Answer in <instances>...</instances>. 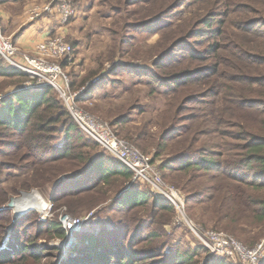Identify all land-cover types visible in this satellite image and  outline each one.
<instances>
[{
    "label": "trees",
    "instance_id": "trees-1",
    "mask_svg": "<svg viewBox=\"0 0 264 264\" xmlns=\"http://www.w3.org/2000/svg\"><path fill=\"white\" fill-rule=\"evenodd\" d=\"M234 2L227 0L224 14L228 17L221 19L217 27L213 28L212 21L204 22L210 32L207 36L215 42L207 74L197 75L205 69L182 70L184 58L160 66L157 63L156 67L163 68L165 79H159L153 71L146 77L156 86L167 84V93L163 96L172 100L169 107L173 118L181 105L191 99L188 94L184 95L185 91L192 86L215 88V93L207 95V100L199 101V113L187 119L189 125L171 139L172 145H158L160 153L157 152V157L172 154L167 152L175 149V145L181 146L182 155H175L162 164V170L182 174L183 189H196L204 182L209 184L198 193L197 199L188 200L190 217L197 219L204 230L209 229L204 226L210 225L214 231L232 233L230 235L253 248L258 243V236L250 241L248 235L264 229V31L244 27L243 23L240 25L241 21L234 25L231 22V14H236L232 11ZM237 16L241 20V12ZM234 27L235 31L232 30ZM166 28L165 34L175 32L172 26ZM66 61H62V65ZM118 68L120 71H111L102 80L108 81L117 72L130 73L126 71L129 70L127 67ZM96 75L98 73L94 72L75 75L71 79L72 91L87 87ZM0 78L16 80L13 82L16 85L28 79L26 74L7 67L1 56ZM92 90L95 86L79 98L78 103L91 96L88 93ZM114 125L123 128L126 123L117 119ZM0 129L1 138L6 139V144L0 146V264H43V258H50L53 252L55 256L62 253L57 247L38 246L43 235L67 238L61 222L48 220L40 223L36 210L16 220L8 204L21 189L50 187L60 190L61 187H71L67 185L71 182L74 187L70 191L62 188L64 191L60 195L50 192L53 207L57 205L55 210L64 206L68 213L78 216L80 207L71 201L89 196L92 198L89 204L94 202V207L95 202L104 201L111 193L116 197V212L125 215L113 227L102 226L96 234L84 235L87 222L77 237L79 256L72 258L70 264H200V250L210 256L203 245L199 251L182 253L173 249L170 254L163 248L149 247L148 244L161 239V227L168 225L166 221H171L176 214L174 206L144 191L143 185L133 181L134 173L128 167L106 150L99 151L100 145L96 142L92 144L84 139L91 140L75 123L52 87L36 92L19 91L1 98ZM115 134L125 140L132 139L127 132V139ZM62 137L63 146L55 145V141ZM197 146L199 149L195 151ZM63 176L65 179L61 180ZM127 184L132 187L124 191ZM85 186L88 187L85 189ZM143 217L151 220L159 232L151 231L139 237L141 229L146 227L150 231V225H145L147 221L144 222ZM25 221L28 225L34 224L36 235L28 234L29 227L22 226ZM12 226L6 247V237ZM121 228L123 234L116 237ZM126 231L129 232L125 236ZM232 261L210 257L206 264H229Z\"/></svg>",
    "mask_w": 264,
    "mask_h": 264
},
{
    "label": "rangeland",
    "instance_id": "rangeland-1",
    "mask_svg": "<svg viewBox=\"0 0 264 264\" xmlns=\"http://www.w3.org/2000/svg\"><path fill=\"white\" fill-rule=\"evenodd\" d=\"M64 2L69 3L74 11V15L65 27L67 31L65 38L69 44L74 46L75 51L71 60H67L63 64L65 67L62 65L70 78L73 79L75 75L85 76L94 72L98 73L94 80L103 79L111 71H120L119 66L129 68L126 71L130 72L123 74L117 72L115 76H111L105 82L101 79L95 85V90L88 93L91 96H88L84 102L78 103L79 107L98 121L110 125L114 133H118L121 137L126 138V132L129 133L132 139L129 138L127 141L151 157L159 167L166 184L178 190L187 200L185 208L187 221L175 210L176 214L171 221H166L168 225L161 227V239L156 243L148 244L149 247L163 248L167 254H170L173 249V251L179 250L182 253L199 251L198 249L203 244L196 237L191 225L194 224L196 228L200 229L201 223L198 224L197 219L194 220L190 217L188 211L190 202L188 200L193 202L194 199H197L198 193L209 184L204 182L196 189H183L182 174L178 172L170 174L162 170V164L165 165L167 161L176 157L175 155H182L183 152L179 150L181 146L175 145V149L172 148L170 152H167L172 154L163 155L159 158L157 152L160 153L158 145L170 144L171 139L178 135L179 130L189 125L187 119L199 113L198 109L201 107L198 104L199 101L207 100V95L215 93L216 90L213 86H192L190 90L184 92V95L188 94L191 99L181 105L176 117L173 118L169 107L172 100L163 96L167 93V84L163 83L156 86L150 82L146 74L153 71L159 79L161 77L165 79L166 76L161 71L163 68L156 67L157 63L160 66L169 61L183 60L184 58L186 60L182 61L184 63V66H181L182 70L204 71L205 69V72H200L197 75L207 74L206 70L209 71V67H211L209 59L212 57L211 49L215 42L214 39L207 36L210 35V32H208L207 27H204V22L206 20L212 21L214 28L217 27L221 19L228 17V14H224L227 0H47L38 3V5L31 4L29 10L38 8L41 11L40 17L31 21H39L42 18L45 20L47 13H44L43 10L48 5L57 9ZM232 11L236 12V14H231L233 24L241 21L240 25L243 23L244 27L264 31V0H235ZM239 12H241V20L237 16ZM168 25L172 26L175 32L165 34ZM232 30L235 31V27ZM50 37L52 36H48L46 39ZM188 58L191 61L187 60ZM5 65L8 67L6 62ZM27 78L26 81L17 85L13 83L16 80L0 78V99L13 95L15 92L24 91L27 87L26 84L30 83L28 76ZM41 89L34 87L29 91L36 92ZM99 105L101 107L98 110ZM95 109L98 112H95ZM117 119L125 122L126 126L122 128L120 125H114ZM0 133H2L1 129ZM1 137L0 134V146L6 144V139ZM84 139L95 144L94 141L86 137ZM55 145L62 147L63 137L55 141ZM2 149L5 150L6 148ZM198 149L199 146L195 148V151ZM98 150L104 152L101 146H98ZM64 179V176L61 177V180ZM72 183L74 182L67 183L71 187L65 186V190H72L74 187ZM6 185L11 187L8 183ZM86 187L88 186L83 188L86 189ZM129 187L131 189L132 186L127 184L124 191H129ZM143 187L144 191L155 197L149 188ZM61 189H56V191L50 187H31L28 190L21 189L18 195L11 197V199L20 198L23 192L32 194L33 191H36L46 198L52 206L50 220L61 222L65 217L86 218L90 216L87 220L88 223L86 222L84 235L93 234L92 232L96 234L102 226L111 228L125 215H119L116 212V205H114L116 197H112L111 193L104 201H97V204L95 202L94 207H92L94 202L89 204L92 201L89 196H80L78 200L71 201V204L75 203L80 207L78 216L68 213L64 206L55 210L57 205L53 207L51 202L53 194L51 193L60 195L61 191H64ZM37 209L40 210V212L38 211L39 220L41 212H45V207ZM12 214L14 216L13 210ZM142 219L145 220L144 222L147 221L146 226L150 225V231L146 227L141 229L142 232L138 235L139 237L147 232H159L151 220L147 217ZM29 224L31 226L25 221L22 226L29 227L30 233L28 234L36 235V228H33L34 224ZM13 226L8 230L9 236L6 237V247L10 241ZM204 227L209 228L206 231H214L210 225ZM110 231L115 233L114 230ZM123 232L124 229L121 228L120 231L116 232V237H119ZM128 232H125V236L128 235ZM81 233L69 234L65 239L41 236L38 246L49 249L50 247H57L62 252L57 256L53 252L50 254V258H43V264H70L73 261L72 258L79 256L77 255V237ZM132 236L137 237L134 234ZM257 236V244H259L264 240V229L260 233H251L247 239L253 241L257 239ZM233 237L235 238V235ZM130 238L127 239V242ZM240 242L250 246L243 241ZM199 252L201 253L198 257L201 260L200 264H206L210 259L209 256L206 253L203 254L201 250ZM229 264L239 263L232 261Z\"/></svg>",
    "mask_w": 264,
    "mask_h": 264
},
{
    "label": "built area",
    "instance_id": "built-area-1",
    "mask_svg": "<svg viewBox=\"0 0 264 264\" xmlns=\"http://www.w3.org/2000/svg\"><path fill=\"white\" fill-rule=\"evenodd\" d=\"M43 12L56 15L60 20L61 27H66L74 15L72 7L66 2L57 9L48 5ZM28 14L33 21L40 17L41 11L38 8L31 9ZM73 53L74 48L66 41L65 36L50 37L40 42L32 54L24 52L15 45L11 38L5 35L0 19V56L10 68L29 77L30 83L26 84L25 90H32L34 87L40 89L52 87L63 100L75 123L88 138L109 152L119 163L128 167L134 173V182L149 188L155 197L171 203L187 221L185 214L187 200L178 190L166 184L153 159L127 140L118 137L110 125L98 121L79 107L77 100L84 97L88 90L99 83L102 78H97L82 90L73 92L71 78L61 64L64 60H71ZM51 217L52 206L48 202L47 210L41 212L38 221L45 223ZM89 218L90 216L86 218L65 217L61 224L68 235H75L83 230ZM191 229L209 251V258H225L239 261L241 264H263L264 262V240L250 248L227 233L198 229L194 224L191 225Z\"/></svg>",
    "mask_w": 264,
    "mask_h": 264
},
{
    "label": "crops",
    "instance_id": "crops-1",
    "mask_svg": "<svg viewBox=\"0 0 264 264\" xmlns=\"http://www.w3.org/2000/svg\"><path fill=\"white\" fill-rule=\"evenodd\" d=\"M44 1L47 0H0V19L4 33L24 52L33 53L36 45L48 36L67 34L56 15L46 14L45 20L31 21L28 14L31 4L38 5Z\"/></svg>",
    "mask_w": 264,
    "mask_h": 264
},
{
    "label": "water",
    "instance_id": "water-1",
    "mask_svg": "<svg viewBox=\"0 0 264 264\" xmlns=\"http://www.w3.org/2000/svg\"><path fill=\"white\" fill-rule=\"evenodd\" d=\"M34 193H36V191H33L32 194H30V193L27 194V193L23 192V193H21V197L20 198H12L11 199L10 203L8 204V208L14 211V216H15L16 220L20 219L26 213H28V212H30L32 210H35V208H30L28 210H23V207H22L23 204H21L23 201H25L26 196L35 195Z\"/></svg>",
    "mask_w": 264,
    "mask_h": 264
},
{
    "label": "bare ground",
    "instance_id": "bare-ground-1",
    "mask_svg": "<svg viewBox=\"0 0 264 264\" xmlns=\"http://www.w3.org/2000/svg\"><path fill=\"white\" fill-rule=\"evenodd\" d=\"M39 194V193H38ZM37 193L35 195L26 196L25 201H21L23 204V210H28L30 208H35V210H38L37 208H44V211L47 210V199L42 197L41 195H38Z\"/></svg>",
    "mask_w": 264,
    "mask_h": 264
}]
</instances>
